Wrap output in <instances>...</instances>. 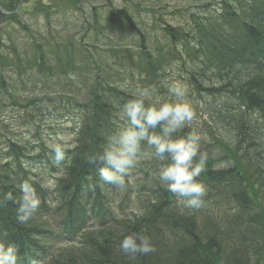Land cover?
Masks as SVG:
<instances>
[{"label":"trees","instance_id":"trees-1","mask_svg":"<svg viewBox=\"0 0 264 264\" xmlns=\"http://www.w3.org/2000/svg\"><path fill=\"white\" fill-rule=\"evenodd\" d=\"M83 1L51 3L57 8L73 7L79 11ZM217 1L203 0L202 4L179 8L177 11L185 16L182 24L156 20L162 26V40L143 32L139 52L122 48L120 53L116 49L103 73H98L82 93L61 95L55 91L53 97H44L35 91V96L28 98H21L18 93L12 95L4 78L6 67L15 65L20 72L37 67L50 72L51 66L71 69L74 62L71 55L64 58L58 53L49 63L37 42L33 54L26 58H20L15 50L6 56L0 53V89L10 95L12 107L19 109V125L32 134L34 143L22 136L18 138V132L5 136L6 144L0 150V194L11 192L14 197L21 196L19 185L27 180L42 201L26 224L17 220L18 202L0 204V245L16 248L17 264L35 259L49 264H264V0ZM18 4L19 0H0V7L10 13L15 12ZM213 4L218 7H211ZM38 9L47 18L51 16L50 7ZM127 10H114L120 16L121 26H126ZM18 19V13L6 16L0 12L3 23H15ZM99 19L95 10L93 22L87 28L95 36L100 33ZM175 63L187 68L188 95L196 91L212 99L209 102L213 109L209 111L213 120L231 139L230 152L214 138L215 142L203 138L201 151L208 153L209 170L208 174L203 173L209 184L216 186L221 179L231 186L224 187L225 192L230 189L241 194L239 203H226L234 209L225 211L224 206H214L206 197L202 208H187L175 194L154 186V175H145L141 182L127 179L123 187L105 183L100 175L103 164L88 159L102 151L106 144L102 136L114 133L121 124L118 105L122 108L136 98L137 89L128 81L135 80L138 73L152 80L161 79L166 74L162 75V71L167 72ZM118 80L120 84L116 83ZM148 83L156 87L152 81ZM168 91L163 86L159 94L167 98L171 94ZM53 110L64 118L66 114L74 116L77 123L75 145L67 148L60 167L50 161L52 153L40 136L44 124L39 118ZM109 112L110 117L105 115ZM3 127L9 132L6 123ZM190 127L177 136L187 134ZM90 140L96 141L90 145ZM211 148L220 155L221 162L234 159L239 166L228 163L226 169L213 170L218 161L210 154ZM34 160L44 168L48 166L51 173L62 172L54 191L45 188L35 169L29 166ZM214 177H218L217 181L209 179ZM118 200L122 217L114 212ZM124 205L127 209L133 205L135 209L129 213ZM53 221L62 232L51 228ZM131 233L150 237L156 251L146 256L125 255L119 244ZM77 235V244L71 241L72 246L54 257L55 249L49 245L51 238L70 241Z\"/></svg>","mask_w":264,"mask_h":264},{"label":"rangeland","instance_id":"rangeland-1","mask_svg":"<svg viewBox=\"0 0 264 264\" xmlns=\"http://www.w3.org/2000/svg\"><path fill=\"white\" fill-rule=\"evenodd\" d=\"M197 3L202 4L203 0H84L79 11H76L73 7L70 9L54 7L51 0H22L20 9L24 7L26 12L20 15V24L3 23L0 20V41L2 43L0 44V53L6 56L15 50L19 57L22 53L32 55L34 43L37 40L41 46L40 49L46 55V59L51 63L53 62L54 54L60 53L64 57L63 52L67 49L66 39L72 44L70 52L73 54H76L73 48L84 44L87 48L80 57L77 55V59L81 58L78 61L80 65H76L73 71L66 67L51 66L50 72L54 74L51 75L47 71L44 74L46 78H42L37 73L35 75L33 72L36 70L32 73L28 71L21 73L16 69L15 65H13L14 67H6L4 78L8 85L7 88L11 94L15 93V88L21 92L23 97H27L34 92L36 85L40 88L36 92L42 91L41 95L46 93L51 95L52 91H57V93L65 92L67 94L85 92L86 85L91 80H94L98 73H103V68L107 67V63L110 57H113L116 49L131 48L133 52L142 49L138 47L137 28L140 27L142 31L148 32L152 38L162 40V26L160 27L156 20L163 18L165 21L175 25L182 24L185 16L177 10ZM204 3H207V1H204ZM40 6H50L52 11L50 18H47L44 14L36 13V8ZM116 9L129 10L125 17V20L127 19L126 26L120 25V18L114 13ZM95 10L99 13L101 19H99L100 33L97 36L94 35L93 31L87 29L90 23L93 22L92 13H95ZM24 25L28 26V28H24ZM135 25V30H132ZM4 27H6L5 31ZM50 29L53 34L52 39L47 37L48 41L45 39V35L49 36ZM121 50L119 51L120 53ZM76 52L78 53V50ZM89 52H91V61L85 59ZM29 59H33V56ZM57 71L61 73L60 77L56 74ZM186 72L187 68L184 69V65L175 63L167 72L165 70L162 71V75L166 74L163 78L157 79L155 85L158 86L156 87L148 83L147 76H139L141 84H139L138 89H144L145 87L154 90L152 95L153 102L157 99L160 101H172L175 98L171 94L167 98L160 96V87L164 86L169 89L171 83L178 81L186 86L188 92L190 85L187 83L189 77ZM55 75L58 77H51ZM23 81H26V85L19 87ZM53 85L55 89H52ZM8 96V94L0 90V103L2 104H0V125H3L2 122H6L9 125L8 131L10 132L5 131L4 127L1 130L0 150L6 142L5 136L10 137L15 132L20 134L18 135L19 138L23 137V140L31 143L33 141L32 134L26 132L27 129L20 127V120L16 117L19 109L12 107ZM184 99L192 105L196 114L191 126L198 129L204 135L203 138H209L213 142H215L214 139L220 141L225 146V150L230 152L228 147L230 148V145H232L231 139L229 141L227 133L225 134L217 126L218 123L213 120L212 112L209 111L213 109V104L209 102L212 99L207 94H199L196 91L190 95L187 93ZM6 104L7 106H4ZM51 112L52 114L39 118L44 124L42 131L40 130V136L45 140L49 149L55 143L69 146L74 139L75 122H70L69 119L60 117L59 113L54 110ZM68 116L66 114V117ZM216 149L221 153L218 145ZM33 166H35L34 163L32 164ZM38 168L37 172L43 178L45 186L53 189L55 184L54 176L48 169L42 166Z\"/></svg>","mask_w":264,"mask_h":264},{"label":"clouds","instance_id":"clouds-1","mask_svg":"<svg viewBox=\"0 0 264 264\" xmlns=\"http://www.w3.org/2000/svg\"><path fill=\"white\" fill-rule=\"evenodd\" d=\"M153 91L147 88L137 90L136 98L125 103L120 111L125 126L107 139L101 152L88 156V159L103 164L100 175L105 183L119 187L125 185V178L140 159L147 156L168 160L170 162L162 165L158 172L161 185L181 199L187 208L200 209L207 194L206 186L197 180L207 170L208 153L201 151L203 137L195 130L177 136L192 124L196 115L192 105L184 99L187 88L178 81L171 83L169 92L175 98L172 101L157 99L153 102ZM144 145L150 151H145ZM51 151L54 153L53 163L60 165L65 157V147L55 143ZM19 187L23 193L21 196L2 193L0 204L18 202L17 220L26 224L38 212L42 201L36 188L27 180ZM119 247L125 255L131 256H146L156 251L150 237L139 233L127 235ZM17 260L14 246L5 248L0 245V264H17Z\"/></svg>","mask_w":264,"mask_h":264},{"label":"bare ground","instance_id":"bare-ground-1","mask_svg":"<svg viewBox=\"0 0 264 264\" xmlns=\"http://www.w3.org/2000/svg\"><path fill=\"white\" fill-rule=\"evenodd\" d=\"M213 95L215 94H212V97H214ZM123 106V105H121ZM118 108H119V111L117 113L120 114V111H121V107L120 105H118ZM107 115L108 117H110L112 115V113H107L105 114ZM121 128H118V129H115L114 133H111L110 135H103L102 136V139L104 140L103 142L104 143H107V139L110 137V136H113L115 135L119 130H121L124 126H125V121H122L121 120ZM3 129V125H0V131ZM192 130H195L197 132L198 129H195L193 126L190 127V129H188L187 133L192 131ZM157 132L159 131V129L156 130ZM200 133V132H199ZM202 134V133H201ZM184 135H186V132L184 133ZM75 140L76 136L74 135L73 136ZM202 137H204V135L202 134ZM93 141H96V140H93ZM90 140V145L91 144H94V142ZM75 141H73V144L75 145L74 143ZM86 142V140L84 141V143ZM144 149L147 147L146 145L143 146ZM202 144H201V149H202ZM214 148H211L210 150V154L218 161L216 162V166L213 170L215 171H220L221 169H226L228 165V163H233L236 164V167L239 166V162L234 161V159H231V160H227L226 163L225 161L221 162V159H220V155L213 150ZM150 151V149L148 150ZM54 154V153H53ZM53 156V155H52ZM53 159L54 158H51L50 161L53 162ZM159 161V162H158ZM170 161L168 160H164V161H161V160H158V159H154V158H150V157H144L142 159H140L137 164L135 165V167L131 170V173L129 176H127L125 178V180H139V182L142 181V179H146V176H152L154 175V177H152V184L158 188H160L161 190L163 191H166L165 187H163L161 185V182L159 181V178H158V172H159V169L162 165L166 164V163H169ZM155 164H158V165H155ZM224 164V168L220 167V165ZM207 167V165H206ZM47 169V168H46ZM45 169V170H46ZM207 170H209L207 168ZM205 171L204 173L208 174V171ZM48 171L51 173V171L48 169ZM204 173H201V175L197 178V180L201 183H203L205 186H206V189H207V194H206V198L208 199V202H211L212 205L214 206H224V210H231V209H234V208H228L227 206H229L228 204H226L227 202L229 201H233V202H236L238 201L237 203H239L241 200H242V196L240 193L236 192V191H231L230 189L227 190L225 192V189H223L224 187L225 188H229L231 187L229 182L227 181H224V180H221L219 181V184H217L216 186L215 185H212V184H209V180L207 179V177H205V174ZM157 174V175H155ZM146 175V176H145ZM218 178V177H217ZM217 178L214 177V178H209L210 180L212 181H217ZM209 181V182H208ZM232 185V184H231ZM233 186V185H232ZM235 205V204H233ZM263 207V206H262ZM231 212V211H230Z\"/></svg>","mask_w":264,"mask_h":264}]
</instances>
